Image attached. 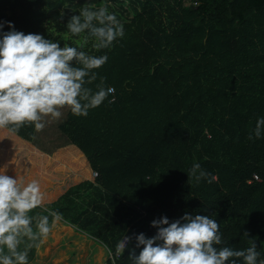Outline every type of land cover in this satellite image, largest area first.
<instances>
[{"label":"trees","instance_id":"1","mask_svg":"<svg viewBox=\"0 0 264 264\" xmlns=\"http://www.w3.org/2000/svg\"><path fill=\"white\" fill-rule=\"evenodd\" d=\"M105 4L125 35L97 51L67 22ZM0 21L109 58L85 86L95 92L105 78L114 94L87 117L68 109L55 128L66 142L48 151L35 143L34 126L0 129V169L40 182L48 197L40 215L58 210L112 251L125 235L154 236V219L210 215L224 246L256 241L264 259V135L248 139L264 117V0H0ZM194 162L216 181L189 184ZM75 230L59 223L39 258L73 238L81 261L91 241ZM59 254L53 263L69 264ZM128 255L116 264H132Z\"/></svg>","mask_w":264,"mask_h":264},{"label":"clouds","instance_id":"2","mask_svg":"<svg viewBox=\"0 0 264 264\" xmlns=\"http://www.w3.org/2000/svg\"><path fill=\"white\" fill-rule=\"evenodd\" d=\"M64 16L61 9L60 19ZM5 25L9 31H4ZM67 29L73 36L86 32L84 44L94 38L92 47L97 51L110 49L125 35L124 25L106 4L96 9L83 7L79 14L71 15ZM83 46H69L65 37L62 47L60 41L43 34H25L16 30L12 21H0V129L15 134L25 126H34L36 132H41L47 123L63 117V109L87 117L91 109L114 94L113 87H104L105 78L100 79L95 92L85 86L96 81L94 70L109 58L89 55ZM262 135L264 117L257 119L248 139H260ZM187 173L189 184L193 180L211 184L217 179L198 162ZM46 202L47 194L38 180L26 182L0 169V264H29L33 248L39 254L63 219L58 210L46 209L48 215H32ZM151 224L158 229L154 236L125 235L117 242L114 254L109 249L112 264L126 248L132 264H264L256 241L250 240V246L243 250L224 246L220 224L210 215L185 212L172 222L163 216ZM243 236L250 237V233L244 231ZM137 248H141L138 255Z\"/></svg>","mask_w":264,"mask_h":264},{"label":"rangeland","instance_id":"3","mask_svg":"<svg viewBox=\"0 0 264 264\" xmlns=\"http://www.w3.org/2000/svg\"><path fill=\"white\" fill-rule=\"evenodd\" d=\"M67 110H68V108H65V109L62 110L63 113H64V115H63V117L59 121H51V122H49V123L46 124V127L44 128L43 131L37 132V136L35 137V143L38 146H40V147H42V148H44V149H46L48 151H51V150L54 149V147L56 145L66 142L67 137L65 136V134L62 133L60 130H58V133H57V130L55 128L57 127V129H58V124H60L61 121H63L65 119L64 117H65V115L67 113ZM40 212H42V208L35 209V214H40ZM68 239H70L69 240V243L75 244V242L73 241V238H68ZM66 240L67 239H65V242H66L65 245H63L64 243L62 241L61 244H59L56 247H54V250H52L53 257L51 255L50 258H49V260L47 259L46 261H42L41 259L37 258L38 257L37 254H36V257H35L34 256V254H35V248H33L29 252V257H28L29 264H54L53 263V259H54V256L57 253V250H60V247L61 248H67V245L68 244H67V241ZM21 248H23V245H21ZM71 251H73V250H71ZM71 255H72L71 256V260H72L73 258H75V256H74L75 253H72ZM55 257H57V256H55ZM31 258L32 259L34 258L32 260V262L30 261ZM69 264H72V263H69ZM87 264H89V263L87 262Z\"/></svg>","mask_w":264,"mask_h":264},{"label":"crops","instance_id":"4","mask_svg":"<svg viewBox=\"0 0 264 264\" xmlns=\"http://www.w3.org/2000/svg\"><path fill=\"white\" fill-rule=\"evenodd\" d=\"M60 223H62V224H64L66 227H70V228H72L73 230H75L74 229V226L73 225H71V224H67V223H65L64 221H62L61 220V222ZM77 233H79V234H81V235H84L87 239H89L90 241H91V244L89 245V247H88V251H86V253L85 252H83V251H81V253L83 254V257H82V259H81V261H80V257H79V252L80 251H78V250H76L77 248L75 247V246H73L74 244L72 243H69V240L70 239H67L66 241H67V248H61L60 247V250H57V253H56V255L55 256H57V257H59L60 256V252L62 253L61 254V256L62 255H65V257L66 258H69V256L71 257L72 255V253H75V258H73L72 260H71V258L69 259V263H72V264H87V262L89 263V264H105V262H106V259H107V256H108V248L106 247V246H104V245H101V244H99L98 242H96L93 238H90V237H88L86 234H84V233H81V232H79V231H77V230H75ZM65 239L66 238H60V240H59V243H58V245L59 244H61V242L63 241V245H65ZM122 239V238H121ZM120 239V240H121ZM73 241H74V239H73ZM69 247H73V248H69ZM52 250H54V249H50L49 250V253H48V255H47V257L46 258H43V257H40L39 258V255H38V253H36L37 251L35 250V254H34V256L36 257V254H37V258H39V259H41L42 261H46L47 259L49 260V258H50V256L52 255ZM71 250H73V251H71ZM59 251V252H58ZM112 252H115V251H112ZM55 256H54V259H55ZM52 257H53V255H52ZM51 257V258H52ZM109 257V256H108ZM34 259V258H33ZM32 258H31V262H32V260H33ZM53 259V258H52ZM53 259V260H54ZM74 260V261H73ZM80 262V263H79Z\"/></svg>","mask_w":264,"mask_h":264},{"label":"built area","instance_id":"5","mask_svg":"<svg viewBox=\"0 0 264 264\" xmlns=\"http://www.w3.org/2000/svg\"><path fill=\"white\" fill-rule=\"evenodd\" d=\"M96 173V172H95ZM255 176L257 177V178H259V176H258V174H255ZM157 231H158V229L156 228L155 229V233H154V235L157 233ZM158 243H160V242H158ZM115 252H113V254H114Z\"/></svg>","mask_w":264,"mask_h":264}]
</instances>
